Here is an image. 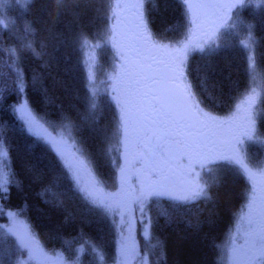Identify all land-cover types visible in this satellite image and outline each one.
Listing matches in <instances>:
<instances>
[{
  "label": "trees",
  "instance_id": "trees-1",
  "mask_svg": "<svg viewBox=\"0 0 264 264\" xmlns=\"http://www.w3.org/2000/svg\"><path fill=\"white\" fill-rule=\"evenodd\" d=\"M111 3L64 0L57 6L55 0H0V153H6L5 171L13 174L7 193L0 198V227L8 225L10 211L19 212L44 250L59 251L71 261L81 246L82 264L104 263L92 248L94 244L102 247L109 236L103 233L114 230L115 221L103 207L84 197L58 154L54 152V159L47 150L49 143L37 140L21 126L13 108L26 99L47 131L67 129L74 142L80 139L75 132L78 126L81 140L88 144L84 149L91 150L86 153H95L100 161L103 142L113 128L111 109L102 92L95 93L91 87L98 76L112 74L118 60L108 39ZM138 5V14H143L155 41L169 43L184 34L183 0H138ZM228 11L221 28L230 26L237 13L239 31L250 34L249 43L241 45L225 31L217 47L191 50L186 59V82L204 108L221 116L231 113L259 82L264 117V0H248L238 11ZM29 43L34 51L25 47ZM249 46L253 59L248 56ZM10 49L16 51L18 60L9 56ZM13 68L23 73V93L17 91ZM97 97L104 99L97 101ZM96 108L103 111L98 118ZM261 124L259 130L264 134V118ZM255 146L246 150L249 166L259 161ZM212 169L203 178L207 196L196 203L165 200L152 202L148 209L153 219L151 234L162 239L164 253L158 255L159 264H223L222 249L238 225L249 185L236 164L219 162ZM107 171L109 180L116 178L111 169ZM161 210L169 215H160ZM137 225L139 230L141 225ZM1 233L0 264H17L25 250L9 232L2 228ZM94 234L101 240L95 241Z\"/></svg>",
  "mask_w": 264,
  "mask_h": 264
},
{
  "label": "snow or ice",
  "instance_id": "snow-or-ice-1",
  "mask_svg": "<svg viewBox=\"0 0 264 264\" xmlns=\"http://www.w3.org/2000/svg\"><path fill=\"white\" fill-rule=\"evenodd\" d=\"M26 2L31 3L32 0ZM63 2L55 0L57 6ZM183 3L190 25L188 35L179 44L162 45L153 39L142 13L137 17L135 40L125 43L119 31V10L127 5L121 0H112L108 18L113 23L109 28L108 39L118 49L122 61L118 76L125 82L123 99L118 101L121 145L124 149L121 154L124 163L119 167L120 188L108 197L100 196L94 189L81 188L80 191L86 199L103 207L105 211L118 213L121 224L125 216H128L130 233L135 231V212L138 210L139 223L143 226L141 235L146 243H150L153 219L148 209L153 201L167 199L173 204L191 203L205 197L207 192L205 184L201 183V172L210 170L209 166L218 162L236 164L249 187L237 229L229 238L225 255L228 264H264V183L258 185L256 174L241 159L219 154L224 137L234 138L236 144L253 139L256 90L252 89L230 116L220 118L200 107L185 75L188 53L194 47L201 50L204 48V43L193 44L192 41V32L200 27L201 18L205 14L203 10H231L236 4L209 3L207 0H183ZM223 23L225 20L222 19L220 25ZM25 47L32 49V44ZM9 56L18 60L14 49L9 50ZM250 67L254 65L250 64ZM13 71L17 77V91L23 93V73L17 68H13ZM0 76H3L2 71ZM95 107L93 101L91 109ZM13 114L30 135L52 145L65 169L78 182L80 162L70 160L65 155L62 141L45 135L46 130L26 99L18 107L14 106ZM2 144L3 141H0V147ZM130 152L133 154L132 160L128 158ZM213 156L214 159L211 158ZM5 157L6 153L0 154V198L7 193L13 176L10 170L5 171ZM20 214L16 211L8 213L13 222L17 221ZM160 215L169 214L167 210H161ZM240 225L245 228L244 244L238 246ZM7 231L16 235L12 227ZM17 239L27 253L25 264H44V261L51 259L30 233H22ZM156 246L152 245L153 248ZM132 252L139 256L138 242L131 249L127 246L123 249L125 257ZM147 255L145 253L143 258L145 264Z\"/></svg>",
  "mask_w": 264,
  "mask_h": 264
},
{
  "label": "rangeland",
  "instance_id": "rangeland-1",
  "mask_svg": "<svg viewBox=\"0 0 264 264\" xmlns=\"http://www.w3.org/2000/svg\"><path fill=\"white\" fill-rule=\"evenodd\" d=\"M133 1L134 0H121V2L123 4L127 5L126 8H128V7L133 8V5H134ZM207 2H209V3H217V2L234 3V4H236V7L232 8L231 10L235 9L236 11H238L241 7H243L248 2V0H207ZM221 11H223V13ZM131 12H132V9H131ZM203 12L205 14L201 18L200 27L195 29L192 32L193 44H195L197 42H201V43H204L203 50L213 49V48L218 46L219 39H220L221 35L223 34V32H225V31H228L229 33H231L232 37H234V36L237 37V39L239 40V43L241 45H247L249 43V38H251L250 34L242 33V31H239V29H241L242 26H241V23H238L241 20H240V17L236 15L237 13L233 14L232 20L229 22L230 26H227V27L225 26V27L221 28V26H219V27H217V26L220 25V21L222 19L225 20V16H226L225 14H227V15L230 14L231 13L230 11H228L226 9L207 8V9H204ZM119 13H120L119 31L122 34V37L124 38V40L127 39L128 42H133L135 40L136 33H137V27H136V25H134L135 24V18H132L133 17L132 14L127 13V11H125L123 14H122V11ZM185 21H186L187 25L185 27L184 34L180 37V39L173 40L172 42H169V43L159 42V41H156V42H158L159 44H162V45H165V44L166 45H176V44L183 42L185 37L188 35L189 28H190V25L188 24L187 17H186ZM112 23H113V21L109 20V28L111 27ZM251 36H252V34H251ZM109 43H110L112 50L118 52V49L113 46V43L111 41H109ZM193 49L194 50H201V49L195 48V47ZM247 51H248V56L250 58H252V59L255 58V55L253 52V47L247 48ZM115 63H116V61H115ZM252 89H255L256 93H257L256 103L253 106L254 136H253L252 140H245L244 142L237 144V147L239 149V154L241 155L242 160H244V164H246L254 172L257 170L255 168L256 166L255 165L249 166V160L246 156V150L248 149V147L255 144L258 148V152L261 155L260 160L257 161L256 165L259 168L264 167V134H261V131L259 130L261 128V125H262L261 122H262L264 117L261 116V112L263 109L261 106V100H262L261 98L263 96L262 95L263 90H262L261 83L258 82L256 85H254L252 87ZM252 89H250L248 91V93H246L245 96L250 94ZM102 90L103 89H100L99 93H101ZM244 97H242V99H240L237 102V104H240L241 101L244 99ZM105 99H107V98L105 97ZM235 111H236V108H234V110L231 113H233ZM96 118H98L97 114H96ZM76 120L78 122V119H76ZM72 124H73V122L71 123V125ZM79 124H81V122ZM45 125L43 126L44 129L46 130L45 135L54 138L56 141H62L63 142V150L65 152V155L70 160L80 162L79 173H78V182H77V179H74L72 174H71L72 181L79 190L81 188L94 189L102 197H108L113 193H117V191L120 188V177H118V179H117V177L114 179L111 177L112 179L109 180V178H108L109 174H108L107 170L111 169V170L115 171V169H114L113 162L111 163L110 160L107 159V156L108 155L110 157L112 156V154L114 153V148L116 147V145L118 143L119 136L121 137V130L119 128L120 124H119V117L118 116H117V123H116L115 127H113L112 124L110 125V127H113L112 131L110 134L108 133L106 135L107 138L103 142V147H102V152H103L102 156L103 157L100 158V161L98 160V158H96L97 156H95V153H93L92 156L88 155L86 153V152H90L91 150L90 149L89 150L84 149L85 146H87L88 144L85 143V141H86L85 139L81 140V135H82L81 131L82 130L76 129L78 126H76V128H75V132H79L78 138L80 137V139L78 142L76 141L77 142L76 143L72 140L73 138H72V136L69 135V132L67 131V129H62V130L60 129V130H57L53 133H50L45 128ZM118 125H119V127H118ZM88 136H90V135H88ZM86 138L89 139V137H86ZM90 138L94 139L95 137L90 136ZM74 145H75V147H74ZM49 147H50V149L49 148L47 149L45 146V148L50 152L52 157L55 159L56 154L54 152H56V151H54V149L50 143H49ZM88 147L92 148L90 146H88ZM92 151L95 152L94 148H92ZM0 154H3V153H0ZM203 175H204L203 176V178H204L205 175H208V174H203ZM113 176L115 177V173ZM106 183L109 184L110 187H108V185ZM203 184H205V186H206L204 179H203ZM200 199H198V201ZM153 202H157V201H153ZM191 203H193V202H191ZM185 204H188V203H185ZM151 207H152V205H151ZM106 213L109 216H111V218L115 221V229L114 230H108V233H107V231H104L103 234H108L109 236L106 240H104L105 242L102 245V247L97 245V244L93 245L92 253L97 257V259L100 263L104 262L103 264H145V259H143V258L145 257V253H148L147 258H146L147 264H159L158 255L164 253L162 251V248H161L162 239L158 235H155L154 233H152L151 234V242L150 243L145 242L144 237L141 236V233L143 231V226L139 223L140 214H139L138 210L135 212V216L137 219V223L140 224L141 226L138 230V225L136 223L134 226V228H135L134 233L129 232L130 225H129V217L128 216H125L124 223L121 224V217L118 213L113 214V213L107 212V211H106ZM9 227L13 228V231L16 233V235H13V236L16 238V241L21 246L20 241L17 239V236L22 234V233H25V232L29 233V231L27 230L26 226L23 223V219L19 216L17 218V221L13 222V220L11 218H9L8 225L0 227V234H2L1 233L2 228L5 232H8L7 229ZM240 228H241L240 235L237 236V245L238 246L244 244L245 228L243 225H240ZM236 229H237V227H235L232 230V233H234L236 231ZM137 230L140 234L138 232H136ZM232 233L227 238V240H226L227 243L225 244L224 248L222 249L223 264H228L227 257L225 255V248L227 247L229 238L232 235ZM94 237L95 238H93V239L95 241L100 239L96 234H94ZM136 242L139 243V256H136L135 252H132L131 255H128L127 257H125L123 255L124 247L127 246L129 249H131L135 246ZM152 245H157V246L153 248ZM147 249H149V252L147 251ZM163 249H165V248H163ZM43 250H44V248H43ZM44 252L48 255V257L51 258L49 260L44 261V264H82L81 257H80L81 246L77 247V256L76 257L72 256L71 261L64 258L63 254L61 252L55 251L54 249H53V252H49L47 250H44ZM155 255L157 257H155ZM134 256H135V259H133ZM27 259H28V257H27V253H26L25 256L19 258L17 264H25V261ZM85 264H87V262Z\"/></svg>",
  "mask_w": 264,
  "mask_h": 264
},
{
  "label": "flooded vegetation",
  "instance_id": "flooded-vegetation-1",
  "mask_svg": "<svg viewBox=\"0 0 264 264\" xmlns=\"http://www.w3.org/2000/svg\"><path fill=\"white\" fill-rule=\"evenodd\" d=\"M133 2H134V5H138V0H134ZM131 9H132V12H131ZM121 11H122V14L125 11H127V13H131L133 16V17L132 16L131 17L135 18V24L134 25H137V17L139 15L138 14V7H133V8L132 7H128V8L124 7V8H121V10H119V12H121ZM124 41H125V43H131V42H128L127 39ZM117 59L118 60L115 63L116 67L113 70V73L110 75H107V76H102L100 79V82H98V84L96 85L97 87L104 88L105 91L107 92L108 96H109V98H107V99H108V101H110L109 108L111 109V120H112V126L113 127H115V125L117 123V116L119 117V124H120V104L118 103V101L123 99L124 88H125V82L118 76V73L121 71L120 66L122 64V61H121L120 56L118 55V52H117ZM197 102L199 103L198 100H197ZM199 105L205 112H208L209 114L216 116V117L225 118V117H228L232 114V113H229L228 116L227 115H225V116L215 115L210 110H207L206 108H204L200 103H199ZM102 112L103 111H100L99 113H97V116L98 115L101 116ZM118 127H119V125H118ZM222 140H223V147L220 149L219 154L224 155V156H230L233 158H238V159L242 160V157L239 154V149L237 147L235 139L232 137H224V138H222ZM123 151H124V149L121 145V137L119 136L118 143H117L116 147L114 148V153L111 156L112 158L109 155H108V157L110 159L107 158L110 160L111 163L113 162V164H114V169H115V174H116L117 179H118V177H120L119 167L122 163H124V160L121 159V154ZM260 157H261V155L258 152L256 159L260 160ZM128 158H129V160L133 159V154L131 152H130ZM211 158L214 159L215 156H213ZM256 163H257V161L253 165L256 166L255 168L257 170L254 172L252 171V172L254 174H256V180H257V183L259 185L260 183H264V175H261V173H264V167L259 168V167H257ZM215 164H212V165L214 166ZM212 165L209 166L210 170L213 167ZM136 166L139 167V165H136ZM210 170H206V171L201 172V183H203V176H204L203 174L209 172ZM165 200H167V199H163V200H159V201H165ZM159 201H157V202H159ZM197 201H195V202L193 201V203H196ZM189 204H191V203H189Z\"/></svg>",
  "mask_w": 264,
  "mask_h": 264
}]
</instances>
